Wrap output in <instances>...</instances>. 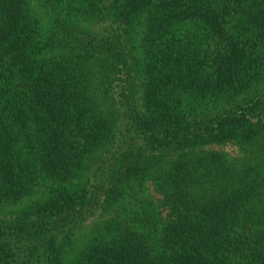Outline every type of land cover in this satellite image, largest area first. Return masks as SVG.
<instances>
[{
  "label": "trees",
  "instance_id": "trees-1",
  "mask_svg": "<svg viewBox=\"0 0 264 264\" xmlns=\"http://www.w3.org/2000/svg\"><path fill=\"white\" fill-rule=\"evenodd\" d=\"M0 264H264V0H0Z\"/></svg>",
  "mask_w": 264,
  "mask_h": 264
},
{
  "label": "rangeland",
  "instance_id": "rangeland-1",
  "mask_svg": "<svg viewBox=\"0 0 264 264\" xmlns=\"http://www.w3.org/2000/svg\"><path fill=\"white\" fill-rule=\"evenodd\" d=\"M110 3V1L108 2ZM107 3V5H108ZM118 76H115L112 78V86L110 90L111 97L115 98L117 94H119L120 89L118 88ZM118 84V85H117ZM118 125L121 126V123L118 122ZM121 133V132H120ZM119 133V134H120ZM126 137H122V134L119 135L118 140H125L126 145L128 146V149L133 150L138 147L143 146V140L140 138H135L133 134H126ZM211 151H220V152H226L229 154V156H237V154L234 153L233 149L230 147H221V146H209V147H202L198 148L194 151V154H203L206 152ZM112 152L111 148H106L100 151H97L93 154H91L88 159L86 160L85 166L82 171H80L78 178L74 181L75 186L76 185H88L93 187L99 186L104 179L109 175V173L112 170L113 164L110 163V160L108 159L110 156V153ZM39 195L32 196L31 198H28L27 200L23 201L20 206L27 205L38 198ZM149 198L156 206V213L159 215V217L163 220H166L169 215V209L166 207V205L162 204L160 198L161 194L159 192V189L157 186L153 185V183L148 182L143 187V190H140L138 193L139 198L146 197ZM123 203H130L129 199H125ZM18 205V206H19ZM115 208V207H114ZM114 212L112 211L110 214H106L104 218L108 217L107 215H112ZM105 218V219H106ZM102 222V221H101ZM100 222V223H101ZM98 223V222H97Z\"/></svg>",
  "mask_w": 264,
  "mask_h": 264
}]
</instances>
